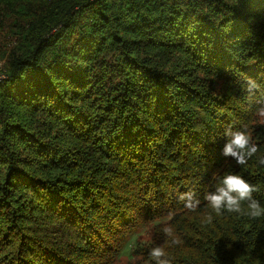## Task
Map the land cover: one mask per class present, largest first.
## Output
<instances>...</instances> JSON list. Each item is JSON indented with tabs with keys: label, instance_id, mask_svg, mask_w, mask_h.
Listing matches in <instances>:
<instances>
[{
	"label": "trees",
	"instance_id": "16d2710c",
	"mask_svg": "<svg viewBox=\"0 0 264 264\" xmlns=\"http://www.w3.org/2000/svg\"><path fill=\"white\" fill-rule=\"evenodd\" d=\"M2 59L0 264H115L145 223L127 264L155 246L171 264H264V216L202 223L225 174L264 206V0H0ZM245 125L259 151L241 166L221 152Z\"/></svg>",
	"mask_w": 264,
	"mask_h": 264
},
{
	"label": "clouds",
	"instance_id": "9594fccd",
	"mask_svg": "<svg viewBox=\"0 0 264 264\" xmlns=\"http://www.w3.org/2000/svg\"><path fill=\"white\" fill-rule=\"evenodd\" d=\"M259 87L254 79L248 78L246 80L245 88L249 98L255 95ZM259 103L261 106L256 110V115L261 120H264V99ZM224 135L227 139L221 154L234 160L237 165H246L249 159L259 151L258 145L253 142L252 134L248 131L246 125L237 130L229 127L225 130ZM258 163L264 166V157L259 158ZM258 191L257 186L251 184L240 175H223L218 180L214 191L206 192L203 197L211 211L203 215L202 223L211 224L213 222V214L222 216L225 212L247 216L250 219L264 216V206H261L260 202L253 196V193ZM179 199L184 202V207L190 212H196L201 204V200L192 191L181 193ZM171 216L172 213H169V218ZM162 231L171 244L178 245L182 243L170 224L165 225ZM149 255L155 264H171L164 246L152 247Z\"/></svg>",
	"mask_w": 264,
	"mask_h": 264
},
{
	"label": "rangeland",
	"instance_id": "374dc122",
	"mask_svg": "<svg viewBox=\"0 0 264 264\" xmlns=\"http://www.w3.org/2000/svg\"><path fill=\"white\" fill-rule=\"evenodd\" d=\"M7 63L6 59L0 60V74H7L6 73ZM7 80V79H5ZM4 81V80H0ZM260 121L264 123V120ZM158 222V221H157ZM153 223H145L138 232L134 233L131 238H129L128 242L124 245L118 259L116 260L115 264H127L128 260L132 256V249L140 243L147 242L151 239L152 236V227Z\"/></svg>",
	"mask_w": 264,
	"mask_h": 264
},
{
	"label": "built area",
	"instance_id": "2783aa9c",
	"mask_svg": "<svg viewBox=\"0 0 264 264\" xmlns=\"http://www.w3.org/2000/svg\"><path fill=\"white\" fill-rule=\"evenodd\" d=\"M8 78V76H7V74H0V80H4L5 81V79H7Z\"/></svg>",
	"mask_w": 264,
	"mask_h": 264
}]
</instances>
